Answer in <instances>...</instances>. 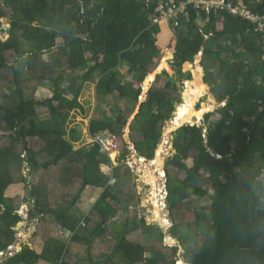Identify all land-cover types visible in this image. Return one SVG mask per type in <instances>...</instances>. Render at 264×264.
<instances>
[{
  "label": "trees",
  "instance_id": "obj_1",
  "mask_svg": "<svg viewBox=\"0 0 264 264\" xmlns=\"http://www.w3.org/2000/svg\"><path fill=\"white\" fill-rule=\"evenodd\" d=\"M6 1L10 8L0 3V27L2 18H12L9 39L0 40V71L8 68L6 92L0 93V129L5 123L17 136L4 141L0 137V253L15 242V228L22 220L17 211L27 201L5 195L7 182H24L22 160L39 176L29 197L34 199L32 213L38 214L33 235L42 252L23 246L0 264H177L180 251L188 264H264V34L255 24L223 10L208 17L192 4L188 16L179 13L169 20L179 41L171 65L182 69L203 49L210 51L213 56L201 61L204 80L218 102L230 100L204 115L206 131L186 124L173 132L175 153L165 165L170 209L182 217L193 207L183 203L191 190L210 203L195 208L193 220L172 218L165 231L139 217L140 199L126 163H121L125 172L119 164L108 175L101 165L111 159L98 144L74 149L65 136L71 113L84 110L79 98L87 82H96L99 97L118 92L121 99L139 101L142 82L135 80L153 73L161 57L157 36L163 21L155 19L159 4L169 0ZM242 1L253 12H264V0ZM45 54H50L49 61H43ZM22 57L30 72L23 79L16 66ZM38 62L42 65L36 69ZM124 66L126 72L121 71ZM182 74L183 80L191 79V72ZM126 75L131 79L125 80ZM46 81L53 94L36 99V89ZM202 95L197 94L196 104ZM182 102L177 82L167 71L157 74L130 132L140 156L154 159L163 128ZM41 108L51 114L46 127L38 123ZM127 117L117 108L106 120L92 121L90 133L107 128L121 137ZM27 137L40 141L28 146ZM199 138L203 143L195 147ZM16 143L24 147L23 158L15 152ZM127 154L126 148L121 159ZM203 169L210 171L206 179ZM87 186L103 191L92 208L83 211L77 204ZM123 203L129 214L114 225L111 218ZM56 225L70 234L67 241L54 237ZM167 235L176 239V246L166 244Z\"/></svg>",
  "mask_w": 264,
  "mask_h": 264
},
{
  "label": "rangeland",
  "instance_id": "obj_2",
  "mask_svg": "<svg viewBox=\"0 0 264 264\" xmlns=\"http://www.w3.org/2000/svg\"><path fill=\"white\" fill-rule=\"evenodd\" d=\"M0 3L4 4L6 6V8H8V9L10 8V6L6 0H0ZM162 3H163V1L160 4H162ZM177 16H178V14L175 15V17H177ZM11 18H12V16H8V17H4L1 19V27H3L4 29H5V27L7 28L6 30H2L0 27V40H2V41L9 39L8 29L10 28V19ZM162 23H161V33L157 36V45L161 49V57L157 59V66L155 67L153 73H150L147 77H144L143 79L140 80V78H141V76H140L139 79L135 80L136 83H138L140 81L142 82L141 85L143 88V92L139 98V101L136 102L132 99H129V100L121 99L118 92H115L114 94L109 95V96H100L99 97L96 94V82H94V81L87 82L85 84L83 92L79 98V100L81 101V103L84 107V110L79 109V110L73 111L71 113V117L69 118V122L67 123V129H66L67 134L65 137L68 140H70V142H72L74 149H78L81 147H83L84 149H88L91 147L92 144H94L92 142V137H91V133H90L91 122L92 121H104V120H106L109 116L116 114L117 108L124 110L128 117H127V123L125 125V128L123 129V134L121 135V139L123 138L125 140L124 142L126 144H123V142L120 141L121 142L120 150L112 153L109 156V158L113 161H116V165H119L121 163L125 164V162L131 161L134 168L133 169L131 168L132 171L129 174V176L133 180V185H134L136 195L140 199V202L138 204L139 217H141V216L144 217L148 224H158L161 227H163L165 229V231H168L169 227L173 223L172 218L175 221H179V219H181V218L193 220L195 218V213H193V210H195V208H198L199 210H201L202 209L201 205L209 207L208 205H209L210 201H209L208 197H207V200L206 199H200L199 200L198 196L195 193H193L191 190L189 197L186 200H184L183 203H184V205H190V203H191L193 205V207H191L190 209H185V213L182 214V217H181L180 215H178L176 208L170 209V206L168 207L167 203L165 202L166 200L165 201L161 200L162 198H164V196H161V195L164 194L163 190H164L165 178L162 179L163 183L159 184V181L157 178L160 176V174H159V169L155 170V167L153 165L155 163L150 162L151 160L146 159L145 157L144 158L146 161L141 162L142 160L139 159L138 156H136L135 154H132V153H128L125 160L121 159V155L125 152V150L127 148V144L131 142L130 132H131L132 126H135V127L137 126V124H135L134 118L140 109L141 102L144 101V99L146 97V94H147L146 91L149 89L150 83L148 81L146 83L145 80L147 78H150L152 74H154L153 79H155L157 74L162 73L163 71H167L168 74L177 82V85L179 86V92H180L181 87H183V89L185 90L186 85L189 86L188 81L194 79L195 76L193 75L194 74L193 72H194L197 64H199V66L202 69L201 70L202 71L201 72L202 77L204 76V70H203V67L201 66V61L204 58V56L205 57H212L213 53H211L210 51H205L203 49L202 51H200L198 53L199 57H197V55H196L193 62H185L182 66V69H180L179 67H173L171 65V63L174 59L175 52L177 51V48L179 46L178 36H177L176 31L173 28V25L170 23L169 20H163ZM199 24L201 26H204L205 22L203 20H199ZM217 26L219 29L223 28L221 21H219L217 23ZM61 41H62V39L59 38L58 42L61 43ZM163 57H167L166 64L168 63L170 67L167 68L164 65H162L163 66L162 68H166V69H163V70H160L159 72H157L156 70L158 67H160V64H161L160 62L165 60V58H163ZM50 58H51L50 54H45L43 57V61L44 62L49 61ZM41 65H42V62L36 63L35 64V67H37L36 69L41 68ZM16 66L19 69V77L21 79L29 76L30 72L26 66V63L24 61V57H22L20 59V61L16 64ZM121 71L126 72L127 67H125V66L122 67ZM181 71L183 73L191 72V79L190 80H183L184 78H183V74ZM7 73H8V68L6 69V73H3L0 71V93H1V91L6 92L4 90V88L6 86L7 80H6V78H4L5 77L4 75ZM9 75H11V72ZM126 79H131V76L126 75L125 80ZM153 79L151 77L150 80L152 81ZM52 94H53L52 84L50 81H46L44 83V85H42V86L40 85V87L36 89L34 97L36 99H45L47 97H50ZM181 96H183L182 98L184 99L183 93H181ZM2 101H3V99H2V96L0 94V103ZM195 101H196V99H195ZM210 101L211 100L209 98L208 93L205 95H202L196 104V108L199 109L198 107L201 108L203 104L204 105L209 104ZM211 102H213V101H211ZM210 104L213 105L212 109L206 111L202 117H204V115L207 112L215 111L214 109H215L216 105H214L213 103H210ZM177 105H179V103L176 104V108H177ZM175 111H176V109H175ZM175 111L173 112V117L171 119L174 118ZM50 116H51V114L49 113V111L43 110L41 108L40 113H39V117H38L39 125L42 122H44V126L46 127V121H49ZM217 117H218V115L216 114L213 118L215 119ZM186 124L193 125L194 121L190 122V123L189 122L183 123L182 125H186ZM195 124L200 125V121L198 120ZM182 125H180V126H182ZM3 126H2V129H0V137L2 138L3 141L8 139V137L17 136V132L8 130L6 128L7 126L5 123L3 124ZM167 127H168V125L166 123L164 128H163L162 137H161L159 144L157 145V148L155 150V156L158 152V149H160V146L161 147L164 146V148L166 150L165 152L163 151L165 153L163 156L164 164H163L162 168L160 167V171L165 167L167 159L175 153V150L172 147L173 146V138H174L173 132L176 131L177 128L173 129L172 131L170 130L168 132L167 138L163 139V138H165V132L167 130ZM73 129H76V132L74 134H72ZM4 135L6 137L3 139ZM26 139H27L26 141H27L28 146H36L38 141H40V139L37 137H33V138L27 137ZM201 143H203V139H200V138L197 139L195 142V147ZM14 149H15V152L17 154L20 153V158L24 157L25 151H24V147L21 144L16 143L14 146ZM192 159L193 158L188 159L189 164H192ZM147 164H149L150 167H147L146 166ZM107 166H110V165L102 164L101 165L102 170L107 171V169H108ZM120 167L123 169L124 172L126 171L125 165L121 164ZM152 169H154V170H152ZM2 171H4V169L3 170L0 169V173ZM153 171H155L154 175L152 174ZM145 172H146V174H145ZM17 173H18V170H17ZM202 173H203L204 179H206L209 176L210 171L203 169ZM20 174H21L24 182H22V181H20V182H7L8 184L5 187V195L6 196H9V197L19 196L21 198L26 197V200H27V201H24L22 204H20V207H19V212H20L22 220L18 223L17 227L15 228L16 235H15V242L13 243L15 245L13 247H15L16 250L10 251V253L8 254L9 256H11V254L14 255L15 253L19 252L23 246L37 250L38 253L42 252V244L39 243V240L36 239L33 235V233L36 230L38 214L37 215H36V213H35V215L31 214L33 211V207H34V205H33L34 199L29 197V196H31L30 192H32V188L39 183V176L33 172V169H31V167L24 160H22V162H21ZM1 175H2V173H1ZM149 175L151 177H149ZM203 184L207 185V183L205 181L203 182ZM102 190H103V188H89V189L85 188V190L82 192L80 201L78 202L77 205L83 211H89V209L92 208L93 204L100 197ZM154 191L156 192V194H153ZM156 206H159V208L163 210L162 211L163 216L165 217L164 223H161L155 217L154 211H155ZM128 214H129V212H128V208H127V203H125V204L123 203L120 207L119 214L116 217L111 218L112 219L111 223L114 225H117L118 223H122L126 219ZM207 214H208V212H207ZM53 234H54L55 238H58L59 240H63V241H65V240L67 241L70 238V234L68 232L64 231V228H62L58 225H56L54 227ZM165 240H166V244H168V245L173 246L176 244L175 240L171 241V236H169V235L166 236ZM198 241H199V245L203 244V238L199 237ZM177 255H178V257H177L178 258V260H177L178 264H186V262L182 259L183 258L182 257V251H180V254L178 253ZM6 257L7 256H1L0 255V263H2L4 258H6ZM39 264H48V263L40 262Z\"/></svg>",
  "mask_w": 264,
  "mask_h": 264
},
{
  "label": "built area",
  "instance_id": "obj_3",
  "mask_svg": "<svg viewBox=\"0 0 264 264\" xmlns=\"http://www.w3.org/2000/svg\"><path fill=\"white\" fill-rule=\"evenodd\" d=\"M189 4H192L198 12H200V10H204L208 17L211 13H218L219 10L227 11L234 16L240 17L243 20H248L255 24L256 31L264 34V12L262 14L253 12L242 0H238V2H234L232 0H182L179 3H177L175 0H169L158 6L157 10L160 12V16L159 18H156L155 21L171 20L172 18H175L176 14L179 13H184L186 16H188L187 7ZM1 29L6 30L7 28L5 27L4 29L1 27ZM91 137L92 142L100 146V151L108 156L114 152H117L121 148V137L107 128L96 131L94 134H91ZM127 149L128 153L135 154L139 157V159H141V156H139L133 143H128ZM125 163L130 169L134 168L131 161H127ZM108 165L110 166H107L108 169L107 171L104 170V172L106 174L112 175L113 167L116 166V161L111 160V163ZM159 174L161 179L165 178V172L163 170L160 171L159 169ZM111 182H114V179ZM163 193L164 194L161 196H164V198L161 200L165 201L167 192L164 191ZM9 249L12 251L14 247L11 246Z\"/></svg>",
  "mask_w": 264,
  "mask_h": 264
},
{
  "label": "bare ground",
  "instance_id": "obj_4",
  "mask_svg": "<svg viewBox=\"0 0 264 264\" xmlns=\"http://www.w3.org/2000/svg\"><path fill=\"white\" fill-rule=\"evenodd\" d=\"M197 57H199L198 54H197ZM162 65H164L167 68L170 67L169 64L168 63L166 64V61L163 60L161 62V64H160V67H158L157 72H159L160 70L164 69V68H162L163 67ZM201 70H202L201 67L199 66V64H197L196 68H195V71L197 72V74L195 75L193 80L188 81L189 89L185 90V91L183 90V94H184V99L183 100L184 101H183V103H181V104H179L177 106L176 111H175V115H174V118H173V122H172L171 125H168L167 130L165 132V138H163V139L167 138L168 132L170 130L172 131L173 129L177 128L178 126L182 125L183 123H187V122L193 121L194 117H197L198 120L200 121L202 119L203 114L206 111L212 109L213 105L210 104V103H213L214 105H216L215 104V98H214L213 94L210 93V91L208 90V85L205 84L204 81L202 80V73H201L202 71ZM151 77L153 79L154 74H152ZM151 77L148 80L149 83L151 81L150 80ZM198 93H200V94L201 93H204V94L208 93L210 100L213 101V102L210 101L209 104H205V105L203 104V106L200 109H197L196 108L195 99H196V96H197ZM163 151L164 152L166 151L164 146H162V147L160 146V149H158V152H157L156 156L154 157V159H152L150 161V162L155 163V164L152 163L154 165V167H155V170L160 169V167L161 168L163 167V164H164L163 156L165 154ZM141 160H142L141 162H145L146 161V160H144V157H141ZM146 166L150 167L149 164H147ZM152 170H154V169H152ZM154 172L155 171H153V173H152L153 175H154ZM145 174H146V172H145ZM149 177H151V176L149 175ZM153 194H156V192L154 191ZM162 211L163 210L160 209L159 206H156L154 212H155V217L157 218V220L160 221L161 223H164L165 217L163 216V212Z\"/></svg>",
  "mask_w": 264,
  "mask_h": 264
},
{
  "label": "water",
  "instance_id": "obj_5",
  "mask_svg": "<svg viewBox=\"0 0 264 264\" xmlns=\"http://www.w3.org/2000/svg\"><path fill=\"white\" fill-rule=\"evenodd\" d=\"M193 73H194V74H193L194 76L197 74V72H196L195 70H194ZM153 80H154V79H153ZM153 80L150 81L149 88L151 87ZM202 80L204 81L205 84H207V83L205 82V80H204V76L202 77ZM207 85H208V84H207ZM183 90H184L183 87H181V88H180V92L183 93ZM208 90H209L210 93H211V90H210V86H209V85H208ZM213 96H214V94H213ZM182 97H183V96H182ZM214 98H215V96H214ZM229 100H230V98H227L226 101L220 103V102H218V101L216 100V98H215V104H216V107H215L214 110H216V109H218V108H221V107L225 106ZM197 121H198V118H197V117H194V124H195ZM172 122H173L172 120H169V121H167L166 123H167V125H171ZM194 124H193V125H194ZM200 126H202V127L205 129V131H206V122H205L204 117H202V119L200 120ZM178 128H179V127H177V129H178ZM158 179L160 180L159 177H158ZM169 206H170V204H169ZM7 255H8V251L5 250V251H3V253H2L1 256H7Z\"/></svg>",
  "mask_w": 264,
  "mask_h": 264
},
{
  "label": "clouds",
  "instance_id": "obj_6",
  "mask_svg": "<svg viewBox=\"0 0 264 264\" xmlns=\"http://www.w3.org/2000/svg\"><path fill=\"white\" fill-rule=\"evenodd\" d=\"M153 81H154V80H153ZM152 83H153V82H152ZM148 90H149V89H148ZM148 90H147V91H148ZM147 91H146V93H147ZM145 98H146V97H145ZM170 120L173 121V119H170ZM182 126H183V125H182ZM199 126H200V125H199ZM179 127H181V126H179ZM204 130H205V129H204ZM131 143H132V142H131ZM127 145H128V144H127ZM133 145H134V144H133ZM134 147H135V146H134ZM172 147H173V146H172ZM135 149H136V148H135ZM139 156H140V155H139ZM141 157H142V156H141ZM146 159H147V158H146ZM162 170L165 172V167H164ZM108 175H110V174H108ZM159 178H160V180L157 178L158 181H159V184L163 183L161 177H159ZM112 180H113V178H112ZM112 180H111V181H112ZM111 183H113V182H111ZM164 191L167 192V195H166V198H165V199H166V203H167V205H168V207H169V203H168V191H167V189H166V174H165V183H164V190H163V192H164ZM17 212L20 214L19 210H18ZM31 214L34 215L33 213H31ZM20 216H21V215H20ZM171 240L174 241V238L171 237ZM165 242H166V240H165ZM175 243H176V244H175ZM175 243H174V244L177 245V241H176V239H175ZM14 245H15V244H13L12 246H14ZM167 245H168V244H167ZM175 245H173V246H175ZM170 246H171V245H170ZM10 247H11V246H10ZM14 250H16L15 247H14V249H13L12 251H14ZM20 250H21V249H20ZM7 251H8V254H9L11 250L8 248ZM19 252H20V251H19ZM19 252H17V253H19ZM2 253H3V252H1L0 255H2ZM15 254H16V253H15ZM11 255H13V254H11ZM7 256H9V255H7ZM177 264H178V262H177ZM186 264H188V263H186Z\"/></svg>",
  "mask_w": 264,
  "mask_h": 264
},
{
  "label": "crops",
  "instance_id": "obj_7",
  "mask_svg": "<svg viewBox=\"0 0 264 264\" xmlns=\"http://www.w3.org/2000/svg\"><path fill=\"white\" fill-rule=\"evenodd\" d=\"M222 23V25H223V22H221ZM223 27V26H222ZM157 70H158V68H157ZM156 70V71H157ZM178 106V105H177ZM144 160H145V158H144ZM89 188H99V187H95V186H87L86 187V189H89ZM103 191V190H102ZM41 262H44V263H47V262H45V261H41ZM49 264V263H48Z\"/></svg>",
  "mask_w": 264,
  "mask_h": 264
}]
</instances>
